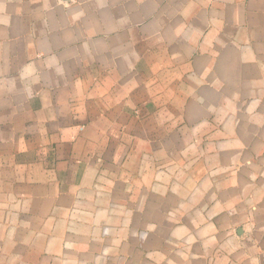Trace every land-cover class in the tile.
Segmentation results:
<instances>
[{
    "label": "crops",
    "instance_id": "crops-1",
    "mask_svg": "<svg viewBox=\"0 0 264 264\" xmlns=\"http://www.w3.org/2000/svg\"><path fill=\"white\" fill-rule=\"evenodd\" d=\"M0 264H264V0H0Z\"/></svg>",
    "mask_w": 264,
    "mask_h": 264
}]
</instances>
